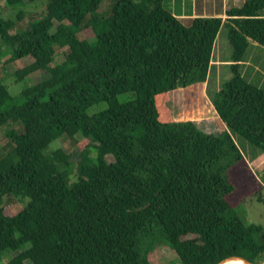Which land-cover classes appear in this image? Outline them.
<instances>
[{"label":"trees","instance_id":"16d2710c","mask_svg":"<svg viewBox=\"0 0 264 264\" xmlns=\"http://www.w3.org/2000/svg\"><path fill=\"white\" fill-rule=\"evenodd\" d=\"M44 1L23 30L11 32L22 9L0 16V65L33 58L14 72L23 81L17 100L0 79L9 144L0 150V255L11 252L4 264H149L159 243L180 264L232 255L264 262V223L238 210L251 189L264 205V175L237 140L264 155V81L241 70L251 41L264 48V0L186 24L166 0H109L105 16L102 0ZM222 26L231 76L208 95L226 126L213 133L175 120L167 103L171 90L208 83ZM76 29L95 30V42ZM56 46L66 50L52 64ZM32 72L42 73L39 82L24 80ZM122 93L132 97L120 101ZM60 136L74 153L49 150ZM10 195L27 202L14 212L3 203Z\"/></svg>","mask_w":264,"mask_h":264},{"label":"rangeland","instance_id":"374dc122","mask_svg":"<svg viewBox=\"0 0 264 264\" xmlns=\"http://www.w3.org/2000/svg\"><path fill=\"white\" fill-rule=\"evenodd\" d=\"M245 0H166L167 5L175 10L176 12H180L179 17L186 24L189 20L195 15H217L222 18L226 17L225 9L231 6H240L243 4ZM44 0H39L36 3L31 5H10L6 0H0V16L3 17H13L15 13L22 9L23 18L20 21H17L15 28L11 30V32L23 30L29 25L30 21L36 20L41 15V10L44 7ZM111 3L109 0H102L98 13L102 16L108 15L110 11ZM260 16L264 17V9L259 12ZM57 22H55L56 24ZM97 31L99 28L96 29ZM96 31L85 30V29H76V34L80 38H86L90 42H95ZM217 43V52L218 49L220 51L221 58H230L231 55V46L227 38V29L225 26H222L217 34L214 47ZM5 49V46H3ZM66 49L64 47H55L54 60L52 64L60 63L64 58V51ZM214 52V48H213ZM6 55L4 59L7 57ZM213 56V55H212ZM3 59V60H4ZM33 60L32 57L26 56L22 59H17L15 61H3L0 65V79L7 86L8 90L15 96V100H17V95L21 90L22 83L16 81V77L14 75L15 70L25 66ZM229 67L220 68V73L218 76V80L215 79V71L213 69L210 72V81L208 83L204 82H196L190 84L186 87H179L175 90H171L169 93L170 99L168 101V106L171 110V114L175 120H193L197 124V126L205 132H213L219 133L224 128H226L225 124L220 120L217 112L215 111L210 99L209 94L216 91V89L221 87L224 78H229L231 76ZM217 73V71H216ZM42 73L32 72L28 76L25 77L24 80L27 83H37L42 78ZM258 84H262L264 81V77L253 79ZM218 88V89H219ZM199 100L205 105L206 109H200L197 107V96L198 93ZM132 97L130 93H122L118 96L120 101H127ZM192 114L189 117L187 114ZM18 127L17 124H11L10 127ZM77 138H80L76 135ZM237 140L241 144L242 148L245 150L246 154L250 158V154H254L256 148L251 146L247 141L243 138L237 137ZM8 138L5 135V131L0 128V150L2 147L8 148ZM57 148L62 149L64 152L74 153L75 152V144L72 140L67 136H60L56 140H54L50 146L49 150H55ZM91 153H96L95 149H91ZM263 155V154H261ZM264 156V155H263ZM108 161H112L113 157L111 155L106 156ZM74 160V159H73ZM253 164V168H254ZM261 166H264V162ZM255 173L262 177L264 175V167L255 168ZM253 189L247 190V198L245 202L238 208L241 213L242 218L246 222H254V223H264V205L262 202L258 201L257 195L251 193ZM262 196L264 197V189L262 191ZM27 202V199H22L21 197L16 196H5L3 198V203L9 205V207L14 211H19ZM11 252L9 250H5L0 255V264H4L10 258ZM149 264H180L177 259V256L172 248L169 246L159 243L150 253H149Z\"/></svg>","mask_w":264,"mask_h":264},{"label":"crops","instance_id":"0c3cea01","mask_svg":"<svg viewBox=\"0 0 264 264\" xmlns=\"http://www.w3.org/2000/svg\"><path fill=\"white\" fill-rule=\"evenodd\" d=\"M211 59V70L213 69V72L215 71V79L218 80V76L220 73V68H227L228 64L230 63L229 58H221L220 51L218 49L217 52V43L214 47V52L212 54ZM210 70V72H211ZM242 72L250 79H257V78H263L264 77V48L259 46L257 43L251 41V45L248 49V52L245 57V61L242 63ZM217 71V73H216ZM231 75V74H230ZM211 77V76H210ZM209 77V81H210ZM230 77V76H229ZM228 78H224L226 80ZM219 88V87H218ZM218 88L216 90H218ZM245 152V150H244ZM246 159L248 160L249 164L251 165L252 169L262 168L264 166H261L264 162V156L261 155V153L254 151V154H250V158L246 154ZM253 164L254 168H253Z\"/></svg>","mask_w":264,"mask_h":264},{"label":"water","instance_id":"95a60500","mask_svg":"<svg viewBox=\"0 0 264 264\" xmlns=\"http://www.w3.org/2000/svg\"><path fill=\"white\" fill-rule=\"evenodd\" d=\"M237 259L241 260V263H236V264H264V262L255 263L253 261L246 259L245 257L237 256V255L227 256V257L219 260L216 264H234L235 262H233V261L237 260Z\"/></svg>","mask_w":264,"mask_h":264},{"label":"bare ground","instance_id":"6f19581e","mask_svg":"<svg viewBox=\"0 0 264 264\" xmlns=\"http://www.w3.org/2000/svg\"><path fill=\"white\" fill-rule=\"evenodd\" d=\"M233 262H235V263H241V260H234Z\"/></svg>","mask_w":264,"mask_h":264}]
</instances>
